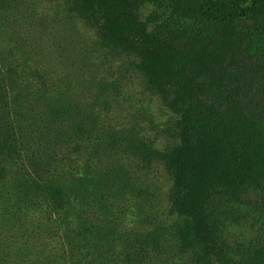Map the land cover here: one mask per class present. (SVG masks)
<instances>
[{
  "label": "trees",
  "instance_id": "1",
  "mask_svg": "<svg viewBox=\"0 0 264 264\" xmlns=\"http://www.w3.org/2000/svg\"><path fill=\"white\" fill-rule=\"evenodd\" d=\"M61 1L95 30L101 46L134 58L146 87L177 116L179 142L163 162L173 179L170 212L180 219L181 248L194 264H264V244L238 255L225 235L228 208L252 192L264 193V0ZM149 6L154 9L144 16ZM7 87L0 77V185L11 167L21 169V191L31 197L30 208L43 214L33 233L61 239L55 262L151 264L155 239L123 230L114 218V180H123L114 178V165L102 166L100 155L104 145L114 146V132L97 144L88 137L84 171L60 174L57 160L49 158L91 131L71 119L39 150L51 164L36 163L31 170ZM51 110L55 121L64 111ZM17 241L9 244L15 252L8 250L3 264L29 247L28 239L21 238L20 246Z\"/></svg>",
  "mask_w": 264,
  "mask_h": 264
},
{
  "label": "rangeland",
  "instance_id": "2",
  "mask_svg": "<svg viewBox=\"0 0 264 264\" xmlns=\"http://www.w3.org/2000/svg\"><path fill=\"white\" fill-rule=\"evenodd\" d=\"M153 9L146 7L143 15ZM0 77L8 84L28 168L45 161L58 162L60 174L82 172L91 152L88 137L97 144L113 131L114 146L104 145L100 155L102 166L114 165V178L123 180H114V218L123 222V230L155 239L149 246L151 264H194L178 240L180 219L170 212L173 179L163 162V154L179 142L177 116L146 87L134 58L101 46L95 30L64 1L8 0L0 6ZM48 105L64 110L57 121ZM71 119L91 128L86 139L76 136L68 150H56L51 162L44 159L39 150L53 143L56 129L67 128ZM20 170L11 167L0 185V264L8 250L15 252L9 244L18 240L20 246L21 238L29 247L9 255V264H22L21 256L25 264H62L55 262L61 258V239L33 233L43 214L24 197ZM225 235L238 255L264 244V193L252 192L244 203L228 208Z\"/></svg>",
  "mask_w": 264,
  "mask_h": 264
}]
</instances>
